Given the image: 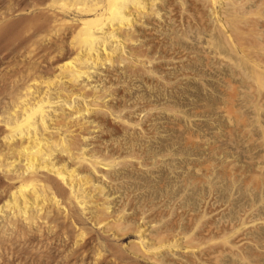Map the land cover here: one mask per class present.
Here are the masks:
<instances>
[{"label": "bare ground", "instance_id": "obj_1", "mask_svg": "<svg viewBox=\"0 0 264 264\" xmlns=\"http://www.w3.org/2000/svg\"><path fill=\"white\" fill-rule=\"evenodd\" d=\"M166 1L0 0V264H219L242 253L244 230L224 237L213 220L147 207L129 191L114 196L126 156L99 150L103 123L129 128L122 109L136 107L113 104V71L149 68L147 50L136 45L142 33L155 36L164 10L173 17ZM194 1L211 12L223 40L254 50L245 53L263 81L264 1ZM184 221L191 230L181 233ZM130 235L138 240L120 243Z\"/></svg>", "mask_w": 264, "mask_h": 264}, {"label": "rangeland", "instance_id": "obj_2", "mask_svg": "<svg viewBox=\"0 0 264 264\" xmlns=\"http://www.w3.org/2000/svg\"><path fill=\"white\" fill-rule=\"evenodd\" d=\"M252 1L247 0L248 7L261 2ZM167 2L170 0L166 1L169 5ZM170 3L172 22L166 19L163 7V18L155 23V36L154 32L140 34L136 45L140 48L134 47L136 51L141 49L138 52L144 50V54L147 50L146 60L151 62L146 65L150 69L132 72L127 68L125 72L126 68L124 71L118 67L113 71L119 70L117 75L120 74V78L115 76L118 88L115 87L120 92L115 93V99L120 101L113 100V104L119 109L120 105L121 109L136 105L132 115L130 109L134 107L128 112L122 109L123 117L130 114L129 128L107 119L98 137L104 140L98 148L101 154L126 156L117 157L123 160L119 171L124 183L113 189L117 192L114 196L133 192L135 199L147 207H177L168 210H173L175 216L190 215L194 223L202 218L213 220L219 229L231 226L230 230L221 228L224 237L231 230L238 231L236 234L244 230L241 233H246L248 242L242 253H227L219 264H264V80H259L260 75L249 62L251 55L246 56L251 47L237 43L232 47L223 40L207 8L194 0H185L186 5L177 0ZM242 47L249 49L244 51ZM187 225L182 222L178 231L191 230ZM221 230L214 236L221 235ZM134 239L138 237L130 235L120 243L127 245Z\"/></svg>", "mask_w": 264, "mask_h": 264}]
</instances>
